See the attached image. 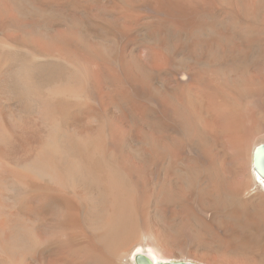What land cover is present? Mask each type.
Here are the masks:
<instances>
[{"label": "bare ground", "instance_id": "6f19581e", "mask_svg": "<svg viewBox=\"0 0 264 264\" xmlns=\"http://www.w3.org/2000/svg\"><path fill=\"white\" fill-rule=\"evenodd\" d=\"M97 3L0 0V264H264V0ZM143 34L150 65L127 53ZM163 236L217 256L167 257Z\"/></svg>", "mask_w": 264, "mask_h": 264}, {"label": "rangeland", "instance_id": "374dc122", "mask_svg": "<svg viewBox=\"0 0 264 264\" xmlns=\"http://www.w3.org/2000/svg\"><path fill=\"white\" fill-rule=\"evenodd\" d=\"M106 1V2H105ZM115 1L116 0H98V3H97V5H98V8L100 9V10H110L113 6H114V4H115ZM113 16L115 17V18H118V15L115 13V12H113ZM88 25H89V27L91 28V29H93V30H96V33L98 34V35H102V34H105L107 31H109V30H107L108 29V26H106V24H104L103 22H101V21H98V19H96V18H92V19H88ZM103 24H104V26H103ZM105 26H106V28H105ZM100 29V30H99ZM110 29V28H109ZM146 35V34H145ZM143 36H144V34H143ZM143 36H141V38L143 37ZM138 39V40H136V41H133V42H131L130 44H128L127 45V53H128V55L129 56H132V57H134L135 56V54H138V56H140L143 60H144V62L145 63H147V65H150L151 64V58H150V56H149V54H148V48H147V43H148V36L146 37V36H144L143 37V39ZM144 40V41H143ZM140 42V43H139ZM144 42V43H143ZM136 47V48H135ZM132 49V50H131ZM131 50V51H130ZM135 50V51H134ZM137 50V51H136ZM132 52V53H131ZM134 52H135V54H134ZM136 52H138V53H136ZM133 54H134V56H133ZM17 58H19V59H22V60H25L26 59V55H25V53L23 52V51H17L15 54H14ZM150 58V59H149ZM60 68L59 67H55V66H53L52 64H45L44 65V68L41 70V72H40V75L38 76L39 77V80L40 81H42V82H49V81H52V80H54L56 77H57V75H58V73H60ZM8 88V87H7ZM8 90V89H7ZM10 90H13L12 92H13V98H15V99H17L18 101H16L17 103H16V105L21 109V110H26L25 112L26 113H29L30 112V110H29V107L26 105V103H25V101L23 100V99H21L20 97V92H18V89L15 87V86H11V88H10ZM16 93V94H15ZM15 94V95H14ZM23 100V101H22ZM85 101L86 102H91V99L89 98V97H86L85 98ZM23 102V103H22ZM20 105H19V104ZM23 107V108H22ZM143 135V134H142ZM263 135H264V133H263ZM264 138V137H263ZM227 146V147H226ZM226 150L228 151V157L226 156L225 157V161H228L227 163H226V165L228 166V165H230L229 167H227V168H229V170L230 171H232L231 172V174H232V177L234 178L237 174L240 176H236L235 178H234V183L236 184H238L239 183V185H242V184H246L247 182L249 183L250 182V179L252 178V175L254 174V170H253V166H252V162H251V158H250V154H248L246 151H244L243 149H241V148H239V147H237V146H234L233 144H231L230 142H227L226 143ZM133 147H130V149H128V152H132V151H134V153H135V150L137 149H135V148H133ZM257 148V147H256ZM256 150V149H255ZM136 155L138 154V151L136 150ZM130 153H127L128 154V156H130V157H132V158H134L135 156H132V155H134V153L132 152V154H130ZM249 156V157H248ZM228 158V159H227ZM235 158V159H234ZM229 163V164H228ZM235 165V167L233 168V166ZM251 165V166H250ZM250 167H251V171H250ZM237 169V170H236ZM239 170V171H238ZM236 171V172H235ZM241 171V172H240ZM233 172H234V174H233ZM236 173V174H235ZM252 173V174H251ZM246 176L248 177V178H246ZM239 178V179H238ZM241 178V179H240ZM239 181H238V180ZM248 179V180H247ZM257 179V178H256ZM237 180V181H236ZM243 180H245V181H243ZM241 181V182H240ZM252 182L254 181V180H251ZM258 181V180H257ZM250 184V186H252L253 184H254V182H253V184H251V182L249 183ZM256 187V186H255ZM156 220H158V223L160 222L159 220H160V218H156ZM154 221V219H152V221H153V224H158L157 223V221ZM157 229H159V227H156ZM159 232V234H163L164 235V233H166L165 235H168L169 234V232H167V231H164V230H162V229H159L158 230ZM185 234H187V233H192V231H188V230H186L185 232H184ZM163 238H164V236H163ZM166 238H164V240H165ZM187 243V242H186ZM185 242H171V240H169V239H166L164 242H162V249H161V251H163L162 253L164 254H166L167 255V257H172L173 256V254L176 252V251H185V253H187L186 255L187 256H189L192 260L193 259H199V257L201 258H203L204 260H207V261H213L215 258H216V256H217V254H216V252H208V251H205V250H202V249H198L197 247H195V246H193V245H190V244H186ZM195 247V248H194ZM164 250L166 251V252H164ZM164 254V255H165ZM165 255V256H166ZM215 257V258H214ZM201 258V259H202ZM190 262V261H189ZM197 262V263H196ZM201 262V261H200ZM200 262H198V261H195V262H193L194 264H199ZM200 264H202V263H200ZM204 264V263H203ZM205 264H208V263H205Z\"/></svg>", "mask_w": 264, "mask_h": 264}, {"label": "water", "instance_id": "95a60500", "mask_svg": "<svg viewBox=\"0 0 264 264\" xmlns=\"http://www.w3.org/2000/svg\"><path fill=\"white\" fill-rule=\"evenodd\" d=\"M255 166L264 172V143L259 145L254 153ZM137 264H193L189 261H160L154 262L146 252H138L135 255Z\"/></svg>", "mask_w": 264, "mask_h": 264}]
</instances>
